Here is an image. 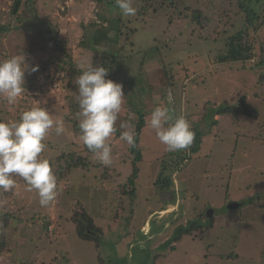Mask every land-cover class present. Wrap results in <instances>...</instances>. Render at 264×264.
Here are the masks:
<instances>
[{"label":"rangeland","instance_id":"1","mask_svg":"<svg viewBox=\"0 0 264 264\" xmlns=\"http://www.w3.org/2000/svg\"><path fill=\"white\" fill-rule=\"evenodd\" d=\"M100 1L22 0L18 15L15 16L9 12L13 0H0V26L10 28L6 34H0V52L4 51L10 57L23 53L28 64L39 65V70V59L51 58L47 60V71L37 75L39 84L45 82L43 87L30 89V93L27 91L13 108H7L4 104L0 107L3 108L2 115L6 121L16 120L15 116L21 106L46 107L53 112L54 120L63 119L66 130L74 133L68 129L64 119H78L79 110L72 113L68 108L70 103L77 101V71L91 62L93 66L100 65L96 53L129 54L128 65L126 62V68L121 70L122 75L118 81L123 85L126 97L117 126L127 121L129 112L134 113L136 119V114L138 116L139 111H144L146 125L142 127L139 145L143 160L138 165L140 169L135 182L137 196L131 200L127 193L130 190L129 184H126L127 176L131 175L132 166L126 161L131 152L130 146L119 139V133L109 141L113 144L111 166H104L94 158L95 165L90 169H78L76 171L79 174L75 176L70 174L74 181L57 183V198L49 206H40L39 197H35L38 195L36 191H21V187L28 188V185L22 178L16 177V188L7 203L5 196L0 193V216L6 211L20 213L22 208L24 212L22 221L12 220L6 229L0 223V234L4 231L7 233V248L0 253V264H23L24 260L34 264H99L96 262L98 252L101 254L103 251L109 255L112 250L109 249L108 241L106 249L96 251L93 242L83 241L77 236L76 226L71 219L83 207L93 216L94 222L102 218L97 224L103 226L105 232L108 229L109 236H123L127 229V234L132 235L135 229L141 227L150 231L152 239L156 235V225H160L163 230L159 233L160 237L155 238L156 245L172 237L177 225H185L193 220L204 224L209 216H214L215 227L209 230L203 227L197 234L184 235L175 243L174 252L155 251L159 246L155 250L150 247L148 251H144V248L141 251L137 248L136 251L131 250L128 255L132 257L130 264H203L205 250L201 236L204 237L205 246L213 248L209 252L211 259H208V264L224 262L217 261L219 256L214 255L224 254L226 250L239 251V248L243 251L246 247L245 251L248 250L251 257L225 264H255L253 253L258 252L264 242V224L255 222L256 227L260 225L263 231L252 235V239L257 236L261 241L255 250L256 241L251 243L252 239H248L249 244H246L247 240L242 243L239 241L242 236L238 232L247 227V218L252 215L254 219L264 220L261 214L264 208L261 211L252 202L242 207L239 205L240 212L231 211L228 205L232 201L244 203L243 198L251 192L239 191L237 195L235 191L230 192V198L234 200L226 203V193L219 190L218 185L226 189L227 185L236 188L237 184L244 188L245 184L255 188L257 184H262L248 174L264 173V63L259 62L261 50L258 44L255 56L245 64L211 62L207 55L208 45L216 44L212 40L218 37L219 32L226 30L220 35L222 38L219 41L224 48L227 37L236 31H245L243 14L236 4L230 3L232 0H157L156 10H149L148 14L141 11V14L148 17L138 20L135 16L132 18V25L138 28L134 35H129L130 30L124 28L120 41L109 38L94 41L88 33L95 28L93 24L100 26L103 22L100 17L103 9L109 10L113 17L120 16V12L115 10L116 5H112L116 0ZM138 1L134 0L133 5L138 8L137 12L144 8ZM256 2L259 3L258 12L262 15L264 0ZM30 11L34 17L26 16ZM219 18L222 21L218 24ZM39 19L45 22L41 23ZM249 33L253 34L251 30H248ZM254 35L264 44V24ZM81 43L87 46H80ZM91 49L94 52L89 51ZM3 55L0 53V61L4 59ZM71 55L73 58H70ZM131 61L136 65H131ZM139 63L141 66L137 67ZM141 67V71L136 70ZM65 74H71L65 77L67 80H63ZM69 78L72 83H69ZM70 88L77 91L73 92ZM241 100L244 102V111L251 113L256 109L257 117L239 115L238 120L234 117L222 116L219 119V115L212 116L218 106L239 105ZM156 106L168 107L173 116L183 115L192 130H198L201 134V149L189 154L185 168L181 164L177 171L168 172L172 179L173 196L164 202L161 191L156 189L155 180L163 164L170 168L175 161L149 126L150 113ZM216 119L219 122L213 125ZM65 135L70 136L66 131ZM58 137L54 131L48 140ZM72 145L67 151L88 152L83 150L80 139ZM45 152L42 158L50 161L55 172L57 165L52 159L60 152L56 153L54 149ZM107 169L109 172H106ZM181 175L183 179L178 178ZM260 179H264L263 175ZM184 189L198 194L200 199L195 202L188 195L184 199ZM240 194L245 195L239 197ZM209 210L212 215L208 216ZM34 211L49 213L51 219L56 218L57 221L50 224L47 230L40 227L35 229L26 220L32 219ZM152 214L158 219L154 230L151 229ZM128 218L132 219L131 223L137 228L132 225L128 227ZM56 224L61 225L58 230ZM141 238L137 236L130 240L127 251L134 241ZM144 246L148 247L147 244ZM118 250L123 253V244L118 245ZM258 264H264V259Z\"/></svg>","mask_w":264,"mask_h":264},{"label":"trees","instance_id":"2","mask_svg":"<svg viewBox=\"0 0 264 264\" xmlns=\"http://www.w3.org/2000/svg\"><path fill=\"white\" fill-rule=\"evenodd\" d=\"M98 3H100V0H97ZM257 0H237V2H235V0H232L230 3L236 4L238 6V10L243 14V26L245 28L244 30H240V31H236L235 33H233L232 36L227 37V42L224 43V48L221 45V43L219 41H221V36L222 33H225L226 30L219 32L218 33V37H214L212 41L216 42V44L212 45V43H210L208 45V50H207V55L208 58L211 60V62L214 61H218L221 63L224 62H243V64H245L247 61L252 60V58L255 56V47L256 44L259 45L260 50H261V54H260V64L264 63V44H262V41L260 38H255V33H257L260 29L261 26H263L264 24V16L263 14L260 15L258 12V4L256 2ZM21 2L22 0H13V3L11 5V9H10V13L17 16L18 15V11L21 8ZM138 4H142L143 5V9H141L139 12H137V14L135 15V19H144L146 17H148L146 14L149 13V10H156V4H157V0H140L138 1ZM169 2H173L172 0H170ZM164 4V2H163ZM112 5H116V2L112 3ZM117 7V5H116ZM159 7L161 9H163L162 4L159 3ZM137 8V7H136ZM117 10V12L119 11L118 7L115 9ZM138 10V8H137ZM141 11L144 14H141ZM120 12V11H119ZM32 12H27L26 16H32L31 15ZM199 14V13H196ZM34 17V16H32ZM101 19H103V22L100 23V26H98L97 24H93V27H95L94 29H92V31L90 33H88L91 38H93L94 41L96 40H101V39H110L113 41H120L121 40V35L124 34V32L122 31L124 28H126L127 30H130L129 35H134L137 32V27L133 26L132 24L134 23V20L132 19L133 17H125L122 16L120 14L119 17H113V15L110 14L109 10L103 9V11L100 14ZM222 18H219L218 24L222 21ZM39 21L42 23L44 21V19H39ZM45 22V21H44ZM98 26V28H96ZM10 28L8 29V27L5 26H0V34L3 33H7L9 32ZM248 30H251V32H253L252 35H250V33L248 34ZM40 33H42L40 31ZM128 36V35H127ZM252 38V40H250ZM128 39V38H127ZM80 46H87L86 43H81ZM122 47V46H121ZM186 49H188L186 47ZM145 50V49H143ZM148 50V49H146ZM91 52H94V50H89ZM1 54H4L3 57L4 59L1 60L0 62L4 61L7 58H10V56H7L5 54L4 51L0 52ZM99 55V60H100V65H96V66H105L109 69V76L107 77L108 79H112L115 82H118L120 80V76L122 75V69L126 68V65H128V61H129V54L126 55H112V54H108V53H103V55H101L100 53H96L95 55ZM73 58V55L70 56V58ZM138 59L140 57H137ZM208 59V60H209ZM47 60H51V58L49 57L48 59L46 58H41V60L39 59L41 65V71L39 70V72H35L32 73L31 75L27 74V78L25 81V88H26V92L28 91V93H30V89L33 90H38L40 87H43L44 83L39 84L37 82V75L39 73H41L42 71H47L46 68H48L49 66V61L47 62ZM71 61V59H69ZM74 60V59H72ZM209 60V61H210ZM53 62V61H51ZM50 62V63H51ZM127 62V64H126ZM134 61H131V65H136L133 63ZM126 64V65H125ZM140 63L137 65V67H140ZM95 67V66H94ZM136 70H142L141 68H136ZM82 69L77 71V75L75 76H79L81 74ZM73 74L75 73V71H72ZM167 73V72H166ZM170 73V72H169ZM167 73V74H169ZM71 75V74H70ZM69 74H65L63 80H67V78L65 79L66 76H70ZM169 76V75H168ZM76 77V78H77ZM69 83H72V81L70 82V78H69ZM74 81V80H73ZM78 89V88H77ZM77 89H72L70 88V90H72L73 92H76ZM69 90V93H70ZM78 94V91H77ZM20 101V99L18 100V102ZM4 104L7 108H13L15 105H8L6 103V101L3 98H0V106ZM18 105V104H17ZM19 106V105H18ZM71 109V112L73 111L74 113H76L79 110V106H78V101L74 102L73 104L70 103L69 107ZM244 102H242V100L240 101L239 105H226L225 107H220L218 106V108H216V111H214V113L212 114V116L214 115H219V119L222 116H226V117H234L238 119L239 115H246V116H252L253 118L257 117V110L255 109L254 111H251V113H247L244 111ZM30 108L28 107H23L21 106L20 110L18 111V115L15 116L16 120L19 119L20 115L22 114L23 111L29 110ZM215 110V109H214ZM250 111V110H249ZM3 112V108L0 107V120L6 121L5 118L2 115ZM10 112V111H9ZM72 112V113H73ZM212 116L210 118H212ZM136 119H134L131 123H133L135 125L134 128V133H135V139H136V144L137 146L135 148H129L130 152L129 153V158H127V163H130V165L132 166V173L131 175L127 176V185L129 184L130 190H128V194H129V198H131V200L134 199L135 196H137V188L135 186V182L138 179V174H139V163L143 160L142 157V152L140 150V135H141V130L142 127H144L146 125L145 121H144V111L141 110L138 113V116L136 114ZM206 117L209 118V114L206 115ZM219 119L213 120V125H217L219 122ZM66 122V126L68 127L69 130L74 131V133H70L68 130H66V132H68L70 134V136H66L65 133L62 134L61 136L58 135V138H54V140H48L53 134H54V130H52L49 134V136L46 138L45 143L47 145V147L45 148L44 153H46V150H52L54 149L56 153H59L57 156H54V158L52 159V161L54 162L55 165H57L56 167V171L55 174L57 176V183L60 182H71L72 179V175H77L79 174L78 169H84V170H88L90 169V167L93 165H95V163L93 162V159L95 158V156L89 152L86 147L84 146V144L82 145V148L84 151H88L86 153H82V152H77L74 151L72 149H70L69 151H67L70 148V145L73 144H77V140L80 139V132H79V127H78V123H79V118L77 120H72L69 119V117H67L66 119H64ZM239 120V119H238ZM67 122L69 123V125H67ZM66 129V128H65ZM195 133V138H194V145L192 144L191 147L187 150H182V151H178V152H173L170 153V155H172V158H174V166H170V168L168 166H165L164 164L161 166V169L158 173L159 176L157 177V179L155 180V185H156V189H159L161 191V199L162 202L170 199L171 196H173V191H171V176H168V174L171 171H177V168L179 167V165L182 166V168H185V161L186 159L189 158V154L191 155L193 153V151H199L201 148H199L200 145V133L198 130L194 131ZM202 144V143H201ZM72 145V146H73ZM111 146H113L112 142L110 143ZM193 149V150H192ZM125 162V163H126ZM52 165V164H51ZM126 168V167H125ZM168 168V169H167ZM106 172H109L108 169L106 170ZM169 172V173H168ZM250 178H252L255 181H259L262 182V184H257V186L255 188L253 187H249L246 186L245 184H243L244 188L241 185H237L236 184V188L230 187V186H226V189H224L223 187L220 186V184L218 185L220 188L219 190H224L225 191V201L226 203H229L230 201L234 200L230 198V192H234L235 191V195H237V193H239V191H250L251 194H247L245 198H243L244 203H242V201L237 202L241 205V207L243 206V204L248 205L250 203H254L256 206H259L260 210L263 211L264 208V179H260V177L263 175L264 178V173H260V174H253L250 175ZM120 177V176H119ZM178 178H182V175ZM16 180L18 178H15ZM24 181V180H23ZM74 181V180H73ZM236 183V182H235ZM22 185V184H21ZM21 191H28V188L26 187H21L20 188ZM185 192V197L188 195L189 197H192L193 200L196 202L200 199V196L196 193H192V191L184 189ZM12 192L13 190L4 192L2 190H0V193H2L5 198H6V203L10 200V197H12ZM34 193V190H33ZM23 194V193H22ZM182 194V192H181ZM180 194V195H181ZM232 194V193H231ZM243 195H239L240 196H244ZM38 195H36L35 197H37ZM195 198V199H194ZM236 203L234 201H232L229 205H228V209H231V211L236 210V212H240L241 211V207H230L231 204ZM39 205V204H38ZM166 210V209H165ZM23 212H24V208L21 209V212L19 213V211L17 213L13 212V211H6L2 213V216H0V223L2 224V227L4 229L8 228V226L10 225V222L12 220L15 221H22V217H23ZM21 214V215H20ZM49 213H45L44 211H34V214H32V219H26L28 220V222H31L30 225H33V227L36 228H41L42 230H47L49 228V225L54 223L55 221H57L56 218L51 219L52 217H50L48 215ZM235 214V213H232ZM264 215V213H261ZM153 215V214H152ZM151 215V216H152ZM214 215V214H213ZM231 215V214H230ZM211 217V216H210ZM208 217L207 221L203 224L202 222L198 221V220H193L191 222L186 223L185 225H177L176 226V232L174 233V235L172 237L166 238L164 237V239L166 238V240L160 244V245H156V240L155 238H157L159 236V233L162 232V228L160 227V225H156V229L154 232V238H151V233L148 229H144L139 227L138 229H135V232L131 235V234H127L129 232V230L127 229L126 233L124 234L125 237L123 236H109L108 235V229L106 230V232L103 229V226L98 225L97 223L99 221L102 220V218H98L95 219L97 221L94 222V218L93 216L88 213L86 211V209L83 207L81 212H77L75 214L74 219L73 220L76 228H75V232L77 234V236L83 240V241H88V242H93L94 246H95V250H104L106 249V244L107 241L109 242V249L112 250L111 254L109 255H105V253L100 254L98 252V254L96 255L97 258V263L100 262L99 264H105V262H107V264H130V262L132 261V257H128L129 253L131 250L136 251L137 250L141 251L144 248V251H148L150 250V248H152V250H155L156 246H159V248L155 251L161 250V251H167L169 252H174L176 247H175V243L179 242L182 237L184 235H191V233L197 234L200 232V230L203 227H206L208 230L210 228L215 227V222L214 221V216H212V218ZM60 217H58L59 219ZM117 218H121V217H117ZM152 223H151V229L154 230V225L155 222H157V218L155 215H153L152 217ZM261 218H256V222L258 221L259 224L263 223L264 224V220H260ZM32 220V221H31ZM131 218L126 219V224H129L128 227L131 228L132 226H134L133 222L131 223ZM60 221V220H59ZM59 223V222H58ZM247 227H243L242 229L239 230L238 234H241V238H240V242H244L245 240L248 239H252V235L253 234H257L258 232L263 233V231L260 229V225H258L256 227V223L255 222H248L247 221ZM60 224V223H59ZM56 224L57 226V230L58 228L61 227V225ZM262 224V225H263ZM35 225V226H34ZM132 225V226H131ZM223 226V225H222ZM135 227V226H134ZM137 228V227H135ZM62 229V228H61ZM110 230V234H111V228L109 227ZM207 230V231H208ZM55 233V231H54ZM127 234V235H126ZM137 236H142L141 239L134 241L135 243L131 246L129 252L127 251V246L128 243L130 242V240L134 239V237ZM240 236V235H239ZM123 237V238H122ZM160 237V236H159ZM158 237V238H159ZM201 238V242H203L204 248L203 251L205 250L204 254H203V258L204 261L202 260V262H204L203 264H208L209 262V258L211 259V254L209 253L213 248L211 247V249L207 248L205 246L204 243V237H200ZM192 240V239H191ZM258 240V241H257ZM254 250L257 249V247L261 244L260 239H258V237L256 236L255 239H252L250 242H254ZM264 241V238H263ZM158 242V240H157ZM132 243V241H131ZM124 246V251L123 253H121L118 250V245H122ZM144 244H147V248L144 246ZM174 244V245H173ZM246 244H249L246 243ZM57 246V243H56ZM170 246V248L168 250L167 247ZM238 247V246H237ZM7 248V233L4 231L0 234V253L3 251L2 249ZM247 248V247H246ZM243 249V251L239 248V251H237L236 249H233L231 251H225L224 254L221 255H214L215 256H219V259L217 261H221L223 263L220 264H225L226 263H231L233 261H238L244 257L248 258L251 257L250 253L245 251V249ZM18 248L16 249L17 252ZM258 252H254L253 253V260H256L255 264H258L261 260L264 259V242L262 245H260V247L258 248ZM247 252V253H246ZM65 253V252H64ZM66 256V255H64ZM23 264H34L33 262H28L27 260L23 261Z\"/></svg>","mask_w":264,"mask_h":264},{"label":"clouds","instance_id":"3","mask_svg":"<svg viewBox=\"0 0 264 264\" xmlns=\"http://www.w3.org/2000/svg\"><path fill=\"white\" fill-rule=\"evenodd\" d=\"M116 5L122 16L137 14L134 0H116ZM81 67L75 79L80 140L100 164L111 166L112 137L119 133V139L131 148L137 146L135 125L131 123L135 114L129 112L127 121L117 126L126 97L123 85L107 78L109 69L105 66L94 67L91 62ZM38 70L39 65L30 66L23 53L0 62V98L15 105L26 94V73ZM53 116L48 108L36 106L23 111L18 120H0V190H14L15 178L20 177L29 191L37 192L42 207L49 206L58 195L57 176L50 161L42 158L45 140L52 130L56 135L66 131L63 119L54 120ZM149 126L169 153L188 150L193 144L195 133L189 121L183 115L173 116L166 106H156L151 111Z\"/></svg>","mask_w":264,"mask_h":264},{"label":"crops","instance_id":"4","mask_svg":"<svg viewBox=\"0 0 264 264\" xmlns=\"http://www.w3.org/2000/svg\"><path fill=\"white\" fill-rule=\"evenodd\" d=\"M239 205H240V204H239ZM239 205H238V206H239ZM255 206H256V205H255ZM256 207L259 208V206H256ZM256 207H255V208H256ZM259 209H260V208H259ZM253 216H254V215H252V217H250V218H247L248 222H256V217H255V219H254ZM260 220H261V219H260ZM257 223H258V221H257Z\"/></svg>","mask_w":264,"mask_h":264},{"label":"water","instance_id":"5","mask_svg":"<svg viewBox=\"0 0 264 264\" xmlns=\"http://www.w3.org/2000/svg\"><path fill=\"white\" fill-rule=\"evenodd\" d=\"M238 205H239V203H233L230 205V207H236ZM211 212H212L211 210L208 211V216L211 214Z\"/></svg>","mask_w":264,"mask_h":264}]
</instances>
